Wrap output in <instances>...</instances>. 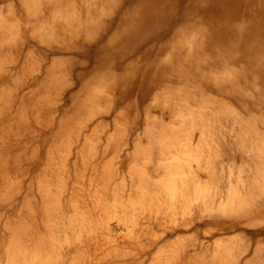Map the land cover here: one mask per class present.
<instances>
[{"label": "bare ground", "instance_id": "1", "mask_svg": "<svg viewBox=\"0 0 264 264\" xmlns=\"http://www.w3.org/2000/svg\"><path fill=\"white\" fill-rule=\"evenodd\" d=\"M142 212L156 264H264V0H0V264L145 255Z\"/></svg>", "mask_w": 264, "mask_h": 264}, {"label": "rangeland", "instance_id": "2", "mask_svg": "<svg viewBox=\"0 0 264 264\" xmlns=\"http://www.w3.org/2000/svg\"><path fill=\"white\" fill-rule=\"evenodd\" d=\"M54 101L57 104L56 107H59V108L66 107L70 103V101H69V91L64 92V94H62L61 96L54 97ZM56 107L54 109H55V111L57 113H55L54 115L57 114V118H60L61 115H60L58 109H56ZM109 116L111 117V115L108 114L106 118H109ZM46 117H48V116L47 115L43 116L44 119ZM98 118L88 122L87 123L88 127L86 128L87 130L85 129L84 132L90 130L94 126V122L96 120H98ZM100 119H102V118H100ZM40 128H42V126ZM129 137H131V135H129ZM105 138H106V133H101L100 143L97 144V146H96V150L98 151L99 154H101L103 152V148H104V146L106 144ZM130 152H131V146L130 147L129 146H125V147L122 146L120 148V156L114 161V163H115L114 164V168H115V170L118 173L115 181L117 183L124 181L126 183L127 189H129V186H130V180H129V177L127 175V165H128L127 157H128ZM92 175H93V171H92V169H89L86 172V174H85L84 181L78 182V183H75L74 182V178L71 177L69 179V192L66 193V197H70L71 196L73 188H75L76 190H79V192H80L79 196H80L81 199H83L82 198L83 189L95 190L97 184H95L93 182V180H92L93 176ZM167 216H168V214L165 213V212H163V213H152V214H149V213H146V212L140 213V215H139V217H140L139 218V225H137V227L135 228V231H133L134 235L133 234L132 235H128V233L132 229V227L128 228V227H122L120 225L118 226L117 221L116 220H112L110 222L111 236H113V237H115L117 239V241H116V245L117 246L125 247L126 239L127 240H128V238L134 239L135 236H136L135 240H137V239H138L137 241H141L142 240L143 244L147 245L146 246L147 247V251H146L145 255L135 254L134 257L127 258V259H120L119 258L118 260H115L114 258H110V260H109L110 263L109 264H139V263L141 264V262H142V264H156L151 259V255H150V253L153 251V247H151V243H150L151 239L153 238V234L154 233H156V234L157 233H162L166 229L169 230L172 226H176L177 228H179L181 230L184 228V227H182L184 224L181 221H179L181 223H179V222H174L173 223L170 220L167 221L166 220ZM140 220H142V221H140ZM145 226L149 227L148 228V233H146V234L144 233L143 237H142L143 227H145ZM163 226H164V228H163ZM136 232H137L139 238L141 237V239H139L137 237V234H135ZM105 236H106V232L102 231L101 229L94 230V231H92L89 234L84 233V235L82 237V241H81V244H82L81 248H83L84 256L82 257L83 259H82V262L80 264H92V261H94V258L96 256H100L107 248L110 247L108 243H104ZM150 236H152V237H150ZM86 242H87V244H86ZM97 244H99V246H101V247H99V246H98V248L95 247ZM131 249L133 250V248H131ZM148 261L149 262L151 261V262L149 263Z\"/></svg>", "mask_w": 264, "mask_h": 264}]
</instances>
